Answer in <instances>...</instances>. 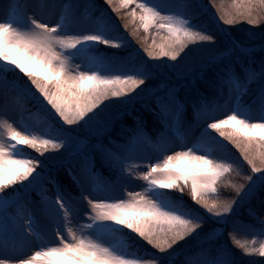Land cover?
Returning <instances> with one entry per match:
<instances>
[{"label": "snow or ice", "instance_id": "snow-or-ice-1", "mask_svg": "<svg viewBox=\"0 0 264 264\" xmlns=\"http://www.w3.org/2000/svg\"><path fill=\"white\" fill-rule=\"evenodd\" d=\"M208 3L0 0V264H264V0Z\"/></svg>", "mask_w": 264, "mask_h": 264}, {"label": "rangeland", "instance_id": "rangeland-1", "mask_svg": "<svg viewBox=\"0 0 264 264\" xmlns=\"http://www.w3.org/2000/svg\"><path fill=\"white\" fill-rule=\"evenodd\" d=\"M102 1H103V0H102ZM198 2L201 3L202 5H203V4H207V7L210 9V12H205V11H202V10H201V11H198V12H195V13L193 14V19L195 20L194 22H196V19H197V17H198L199 15L202 16L203 14H207V15H208L207 17H210L211 20H213L214 22L217 20V22H218L219 17L215 15V13H216V9L211 7L210 3H208V0H198ZM217 3H222V4H224L226 7H230V0H217ZM257 7L259 8V5H257ZM80 11H81V13H83V12H84V9L81 8ZM109 11H111V10L109 9ZM201 16H200V17H201ZM207 17L202 16V17H201V21H202V20H206ZM216 17H217V18H216ZM116 18H118V22H120L121 24L124 23V21H123V20H120L119 17H116ZM208 21H209V19H208ZM130 25L132 26V28L135 27L134 24H130ZM198 26H199V25H198ZM152 27H153V26H150V31L152 30ZM223 27H226V28H227V27H231V28H233V32L230 33V35H232L233 38H237V37H244V36L247 35L245 29H249V28H256V29L264 28V23L259 24V25H256V26H253V25H248V24H247L246 22H244V21H241L239 24H236V25H233V26L223 25ZM202 28L205 29L204 27H202ZM211 30H213V31L217 30V26L212 27ZM139 34H140L141 36L144 34V33H143V29H140V30H139ZM157 39H159V37H157ZM189 47H195V45H189ZM218 47L221 48V49L223 48L222 45H221V46L218 45ZM138 48L144 53L143 49L140 47V44L138 45ZM185 50L187 51V49H185ZM144 54H145V53H144ZM122 55L127 56V55H128V52H126V54H122ZM145 55H146V54H145ZM182 55H183V54H182ZM195 55H199V53H196ZM24 118H25V120H26L27 122H29V123H38L40 126H43V123H44V122H43V118H42V116H40V115L36 112V109H35L34 107H33L30 111L24 113ZM17 119H19L18 116H17ZM149 122H151V121H150V118H149ZM225 127L227 128L228 126H225ZM213 135L217 136L218 139L223 140V143H225V141H227V140H224L222 137H219V134H218V133L213 132ZM227 142H228V141H227ZM229 144H231V143H229ZM231 145H232V144H231ZM213 147H215V146H213ZM232 148H233V150H235V152L237 153L236 156H239V155H240L239 152L235 149V147H234L233 145H232ZM26 151H27V152H30L32 155H39L38 153H36L34 150H31V149H26ZM233 153H234V151H233ZM234 154H235V153H234ZM61 181H62V182H67V177L61 175ZM46 187H49V188H50V185H47V184H46ZM9 191H10V190H9ZM169 194H172V193L169 191ZM176 195H179V193H176ZM32 196H33V198L37 196V198H35V199H39V196L37 195L36 192H35V193H32ZM185 198H186V199H189L188 197H185ZM11 211H14V209H11ZM244 236H246V235L244 234ZM246 238L249 239V240L252 239L251 236H246ZM254 258L257 259V260L264 259V258H262V257H259L258 255H257L256 257H254Z\"/></svg>", "mask_w": 264, "mask_h": 264}, {"label": "trees", "instance_id": "trees-1", "mask_svg": "<svg viewBox=\"0 0 264 264\" xmlns=\"http://www.w3.org/2000/svg\"><path fill=\"white\" fill-rule=\"evenodd\" d=\"M100 2L102 3L103 1L100 0ZM259 8H260V6H259ZM112 15L115 17V13H113ZM200 16H201V15H199V16L197 17L196 22H194V21H195L194 19H192L191 22L194 23V24H196V25H199L201 28L204 27L205 29H208V30H211L212 27L217 26V20L214 22L213 20H211L210 17H207V16H208L207 14H203V15H202V16L207 17L206 20H202V21H201V17H202V16H201V17H200ZM216 18H217V17H216ZM116 19H117V22H118V18H116ZM208 19H209V21H208ZM118 23L120 24L121 32H123L125 35L128 36V39L132 42L133 47L139 52V55H140L141 57H143V59H145V60L149 59V58L147 57V55H145V54H144V53L138 48L139 43H137V41H136L135 39H133L130 35H128V31L125 30V29L123 28V23H122V24H121L120 22H118ZM129 28L131 29L132 26L129 25ZM221 45L223 46V44H221ZM221 45H219V46H221ZM101 47L103 48V47H105V46L101 45ZM112 51H118V50L112 49ZM129 51H131V50H129ZM126 52H127V51L121 52V54H126ZM181 94H183V93H181ZM28 108H29V110H31V109L33 108V106H32V105H28ZM26 112H28V111H26ZM26 112H25V113H26ZM128 119L130 120L131 117H129ZM224 144H226V145L228 146V148L231 149V152H232V153H233V151H234L235 155H237V153L235 152V150H233L232 145L229 144V142L225 141ZM52 191H54V190H52ZM33 193H35V192H33ZM227 194L230 195V193H227ZM34 198H37V196L34 197ZM245 215H246V212H245ZM228 231H231V228H229ZM224 235L227 236V233H224ZM238 238H240V239H247L246 236H244V233H240L239 236H238ZM247 240H249V239H247ZM228 244H229L230 246H232V247L235 249V251L240 252V249L235 248V245L232 244L231 239H228ZM241 254H242V253H241ZM178 259H183V257H178Z\"/></svg>", "mask_w": 264, "mask_h": 264}]
</instances>
